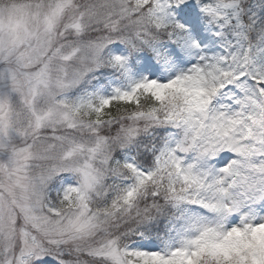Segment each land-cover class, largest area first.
Returning <instances> with one entry per match:
<instances>
[{
  "label": "snow or ice",
  "instance_id": "1",
  "mask_svg": "<svg viewBox=\"0 0 264 264\" xmlns=\"http://www.w3.org/2000/svg\"><path fill=\"white\" fill-rule=\"evenodd\" d=\"M0 264H264V0H0Z\"/></svg>",
  "mask_w": 264,
  "mask_h": 264
}]
</instances>
